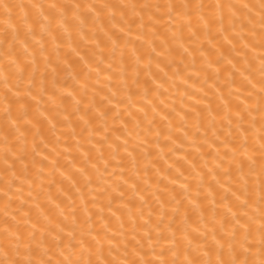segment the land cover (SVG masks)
<instances>
[{"label":"bare ground","instance_id":"obj_1","mask_svg":"<svg viewBox=\"0 0 264 264\" xmlns=\"http://www.w3.org/2000/svg\"><path fill=\"white\" fill-rule=\"evenodd\" d=\"M262 144L264 0H0V264L259 260Z\"/></svg>","mask_w":264,"mask_h":264},{"label":"snow or ice","instance_id":"obj_2","mask_svg":"<svg viewBox=\"0 0 264 264\" xmlns=\"http://www.w3.org/2000/svg\"><path fill=\"white\" fill-rule=\"evenodd\" d=\"M5 7H7L5 5ZM53 7H55L53 5ZM217 7H220V5H217ZM261 148L264 149V144L261 145ZM262 171H264V168H262ZM237 199H239L237 197ZM262 199H264V197H262ZM246 201L244 202V204H242V206L246 205ZM253 218L249 217L248 221H251ZM246 221L244 224H241L239 220H237L236 225H234L235 229H243L244 233H245V241H247V237L250 236L252 234V230H251V224ZM259 227L257 228V232H259L260 234V239H259V254L261 256V259L259 260H254L251 259L252 257V248L254 247L253 244H248L247 247L244 246V244L240 245V248L242 249V251H237L236 248L234 247V245L229 244V253L231 254V259L230 260H224L222 258L223 255V245L219 244V241H217V244L219 245V249H220V254L218 255L217 260L214 262L211 259L207 260L206 262H204V264H264V209L259 210ZM231 239H235V233L231 234ZM173 255L175 256L176 253L174 252ZM205 255H208V253H205ZM66 264H80V261H71L68 260V258H65ZM9 264H24L23 261H11L9 262ZM27 264H33V262L31 260H29L27 262ZM47 264H51V261H48ZM85 264H92V262L86 261ZM133 264H135V262H133ZM159 264H167L166 261H159ZM172 264H177V262L175 260L172 261ZM187 264H192L191 261H188Z\"/></svg>","mask_w":264,"mask_h":264}]
</instances>
